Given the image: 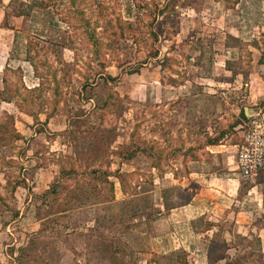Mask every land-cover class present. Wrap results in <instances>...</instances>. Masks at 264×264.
Masks as SVG:
<instances>
[{"label": "rangeland", "instance_id": "1", "mask_svg": "<svg viewBox=\"0 0 264 264\" xmlns=\"http://www.w3.org/2000/svg\"><path fill=\"white\" fill-rule=\"evenodd\" d=\"M0 32V222L21 264L191 263L142 231L191 197L189 161L218 165L209 137L235 140L264 0H0Z\"/></svg>", "mask_w": 264, "mask_h": 264}, {"label": "crops", "instance_id": "2", "mask_svg": "<svg viewBox=\"0 0 264 264\" xmlns=\"http://www.w3.org/2000/svg\"><path fill=\"white\" fill-rule=\"evenodd\" d=\"M1 35L0 32L3 38ZM4 45L0 42V73L9 65V52L3 50ZM252 76L253 80L245 83L248 94L237 98L244 105L236 113L238 118H242V108L248 118L254 113L264 114V76L261 79ZM218 83L235 86V94L238 93V81ZM244 123L242 120L235 127V140L227 137L219 144L206 145L211 158L219 160L218 165L213 162L214 167L205 166L208 162L201 157L189 161L198 166L192 169L190 165L180 184L194 191L183 204L170 208L155 222L149 221L148 228L142 231L149 236V250L163 253L184 250L191 254L192 264H226V259L236 264H264V168L250 179L240 177L237 156L243 142ZM199 221L205 224L198 225ZM18 233L10 232L0 222V264H21L17 259L21 254L18 239L12 242L13 237L8 236ZM220 245L226 249L224 256L216 255Z\"/></svg>", "mask_w": 264, "mask_h": 264}, {"label": "built area", "instance_id": "3", "mask_svg": "<svg viewBox=\"0 0 264 264\" xmlns=\"http://www.w3.org/2000/svg\"><path fill=\"white\" fill-rule=\"evenodd\" d=\"M237 163L243 179L254 177L264 168V114L261 112L253 114L246 123Z\"/></svg>", "mask_w": 264, "mask_h": 264}, {"label": "trees", "instance_id": "4", "mask_svg": "<svg viewBox=\"0 0 264 264\" xmlns=\"http://www.w3.org/2000/svg\"><path fill=\"white\" fill-rule=\"evenodd\" d=\"M133 71H134V72H135V71H138V69H135V70H133ZM241 117L243 118V121H245V123H244L243 126H244L245 129H246V123L249 121V118L246 116L244 110L241 111ZM239 123H241V122H238V124H239ZM238 124L236 123V124H234L233 126L238 125ZM244 131H245V130H244ZM224 134H225V135H224ZM13 135H14L15 138H17V139H21V138H22V135H21L19 132H17L15 128L13 129ZM225 136H226V133H225V132H221V135H220V136H215V137H212V138L209 137V138H208V143H209L210 145H213V144H219V143H221V141H224ZM183 261H184L183 263L191 264V263H189L188 260H186V258H185Z\"/></svg>", "mask_w": 264, "mask_h": 264}]
</instances>
